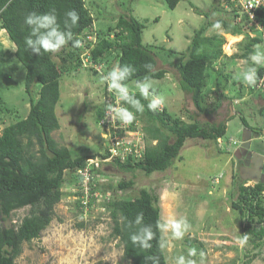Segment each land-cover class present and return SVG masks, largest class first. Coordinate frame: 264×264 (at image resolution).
I'll list each match as a JSON object with an SVG mask.
<instances>
[{
    "label": "rangeland",
    "instance_id": "374dc122",
    "mask_svg": "<svg viewBox=\"0 0 264 264\" xmlns=\"http://www.w3.org/2000/svg\"><path fill=\"white\" fill-rule=\"evenodd\" d=\"M84 2L97 30L113 28L119 15H131L144 25L143 43L156 53L157 68L170 72L151 82L156 94L164 98L163 105L172 117L187 121L191 115L200 123H218L230 118L226 123L225 136L217 140V146L211 141L188 138L179 158L163 173L147 176L140 170L121 172L112 164H103L100 170L108 175L106 184L115 186L132 178L134 181L133 188L129 190L115 192L111 189L109 203L119 198L132 200L139 189L146 188L159 195L160 223L170 217L187 220L190 227L183 239H174L170 231L160 229L161 245H164L161 248L167 264H175L179 255L187 256L190 248L197 251L193 257L197 264H201L200 253L204 254L203 264H264V242L255 248L244 230L247 225L257 226V223L241 217L231 206L236 186L242 182L238 178L241 163L234 157V151L242 142V131L246 129L239 116H243L251 128L263 130L258 135H251L250 150L264 154L261 92L251 90L250 86L237 79V74L248 61L250 53L246 54L245 46L254 28L245 24L242 35L228 33L223 27L215 29L212 26L206 31L207 36H222L225 44L221 57L207 70L205 114L194 116L192 114L196 110L190 96L182 92L177 83L175 66L184 60L183 53L194 30L204 22L202 14L207 11L211 18L232 15L226 3L223 0H180L174 9H170L165 0ZM228 36H237L239 40L226 50ZM110 37L113 38L112 34ZM15 50L6 32L0 29V133L24 119L29 111L24 91L25 70L14 57ZM252 50L254 52L255 45ZM114 60L110 57L108 66H113ZM218 69L228 76L223 93L226 97L219 105V92L215 87L217 79L213 72ZM104 85L101 74L95 75L80 67L64 73L60 79V99L55 107L59 129L51 136L58 145L71 150L74 156L103 152V129L97 123L103 108ZM127 86L131 93L139 92L135 83ZM74 175L77 178L76 172ZM75 179L69 177L62 186L63 196L54 206V217L40 237L23 242L16 264H131L123 254L120 241L112 236L109 205L106 202L91 203L90 207L82 210L75 193ZM260 180L264 181V170ZM253 184L244 182V186ZM29 209L14 211L11 222H19ZM80 224L84 226L79 227ZM245 235L247 240L241 244L240 240Z\"/></svg>",
    "mask_w": 264,
    "mask_h": 264
},
{
    "label": "trees",
    "instance_id": "16d2710c",
    "mask_svg": "<svg viewBox=\"0 0 264 264\" xmlns=\"http://www.w3.org/2000/svg\"><path fill=\"white\" fill-rule=\"evenodd\" d=\"M179 1L165 0L170 9H174ZM223 2L226 3L232 15L225 18H211L207 11L202 14L205 18L204 22L194 30L183 53L184 60L175 66L178 74L177 83L182 92L190 96L196 110L192 114L194 116L205 114L203 106L204 102L206 103L207 93L204 91L208 85L207 70L221 57L222 46L225 44L222 36H207L206 31L216 21H221L224 30L228 33L232 32L233 35H242L245 29L244 22H235L238 4L230 0H223ZM52 9H55L62 29L65 12L75 10L79 20L77 25L71 28L74 40L80 41L78 36L84 30L92 28L95 30V42H88L85 47H74L73 42L69 41L57 52L42 51L40 55L28 50L25 38L30 30L24 24L25 15L29 12L44 13ZM256 18L263 23V8L256 11ZM0 29L6 32L9 40L16 47L13 55L25 70L24 91L29 104L27 116L4 128L0 133V264H16L15 260L21 254L23 242H31L39 238L41 232L52 221L54 206L61 200L63 196L61 189L68 178L75 179V171L85 168L88 159L106 156L103 154L104 151L101 154L74 156L71 150L58 145L52 138V132L59 129L55 107L60 99L59 85L62 75L79 67L92 71L95 75L101 74L90 66H83L81 55L84 48L89 49L87 59L91 63L102 61L103 73H107L113 67L108 66L107 61L110 57L122 66L131 64L135 72L129 80L125 81L127 85L145 78L161 79L170 72L157 68L156 53L151 46L148 47L143 43L144 25L142 23L131 15H119L113 28L105 31L97 30L84 0H0ZM111 34L113 38H110ZM261 42L258 37L251 38L245 46L246 54L253 52L252 47ZM112 54L114 55L111 56ZM55 58L58 61H55ZM146 65H151V68L145 67ZM213 72L217 79L215 87L219 92V105L226 97L223 93L228 76H224L221 69ZM262 72L263 68L258 66L257 79L262 76ZM250 89L255 90L254 85ZM131 94L145 105L144 111L137 113L135 109L125 104L140 116L142 130L149 145L142 161L134 164L128 161L113 162L112 165L121 172L140 170L147 176L163 173L170 169L173 162L179 158L186 139L211 141L217 146V140L225 136L226 123L230 118L218 123H200L189 115L188 120L184 121L172 117L165 107L162 112L149 110L148 100L144 99L139 92ZM260 96L262 98L261 112L264 116V92H261ZM104 104L103 101L99 118L104 110ZM236 115H240L239 112H236ZM239 119L253 135L263 132L261 128L248 126L243 116H239ZM153 141L156 142L155 145H151ZM96 173L105 174L99 169ZM66 174H69V177H66ZM238 178L241 179L239 172ZM75 180L78 187L80 178L77 177ZM244 182L247 181L242 180L236 186L235 200L231 206L239 212L241 217L257 223V226L247 225L244 230L251 237L253 246L258 248L264 242V181L260 180L259 183L249 186H244ZM133 186L132 178L120 181L115 186H104L103 191L113 189L115 192H123ZM113 194L115 195L114 192ZM76 195L80 196L78 193ZM107 205H109L113 223L112 236L120 241L123 254L131 260V264H153L152 260L146 259L147 257H154L156 264H167L161 248V232L158 228L160 206L157 193L141 188L134 199L119 198L108 202ZM25 207H30L29 213L19 222L12 223V213ZM141 212L144 216L143 223L151 225L155 233L153 240L150 241L152 247L146 250L133 245L129 239L130 234L136 230L129 224ZM83 226V224L79 225V227Z\"/></svg>",
    "mask_w": 264,
    "mask_h": 264
},
{
    "label": "clouds",
    "instance_id": "9594fccd",
    "mask_svg": "<svg viewBox=\"0 0 264 264\" xmlns=\"http://www.w3.org/2000/svg\"><path fill=\"white\" fill-rule=\"evenodd\" d=\"M64 16V28L62 29L58 23L55 9L39 14L36 12L27 13L24 17V24L30 30L29 35L25 38L27 49H30L36 55H40L42 51L57 52L65 47L69 41L73 42L74 47H79L80 41L74 40L73 32L71 31V28L77 25L79 15L75 10H69L65 12ZM212 26L215 29H220L222 27L221 21H216ZM258 66H264V46L260 44L255 45L254 52L250 53L248 61H245V67L237 74V79L250 87L255 85ZM145 67L151 68V65H146ZM134 72L135 69L131 64L122 66L119 62H116L106 75L102 76V80L107 83L110 91L116 93L119 101L130 106L131 109H135V112L142 113L145 105L134 94L130 93L125 83ZM135 87L140 95L149 101L147 104L149 110L156 111L159 106L164 104V98L156 94L151 80L147 78L136 80ZM130 108L123 105H108V110L113 114V118L126 125L131 124L135 119V114ZM143 220L144 216L141 212L130 222L129 226L135 227L136 230L130 234L129 239L133 245L146 250L152 247L150 241L153 240L155 233L152 226L145 225ZM189 227L190 225L185 218L176 219L175 217H170L164 223L158 224V228L161 230L170 231L174 239H183ZM246 240L247 236L245 235L240 240V243L243 244ZM161 246L163 247L164 245ZM196 255V249L190 248L187 256L179 255L175 258V264H197V261L193 259ZM203 256L204 254L200 253L201 264H203ZM146 259L152 260L153 264H156L154 257H147Z\"/></svg>",
    "mask_w": 264,
    "mask_h": 264
},
{
    "label": "built area",
    "instance_id": "2783aa9c",
    "mask_svg": "<svg viewBox=\"0 0 264 264\" xmlns=\"http://www.w3.org/2000/svg\"><path fill=\"white\" fill-rule=\"evenodd\" d=\"M230 2L237 3L236 7V17L235 22H244L248 26H252L254 33L250 32L249 36L251 38L258 37L261 39L260 45L264 46V21L261 23L256 18V11L264 9V0H230ZM90 34H87V32ZM95 30H84L79 36L80 46L85 47L88 42H95ZM257 32L260 36H257ZM113 36V35H112ZM111 38V37H110ZM89 55V49L84 48L82 52L83 66H90L96 71L100 72L103 75H106V72H101L103 64L101 63H91L87 59ZM262 76L256 80L254 85L255 90L264 92V66ZM104 110L101 117L99 118L98 126L103 129L102 133L104 135V152L105 158L95 157L87 160L86 167L79 169L76 172L78 178H80L79 185L75 191L80 196H78L79 205L82 210L90 207L91 203H101L109 202V197H111L110 190L103 191V187L107 186L109 182L108 175L96 173V170L102 167L103 164H112L113 162H130L131 164L137 163L144 159L146 149L148 147V140L142 130V124L140 121V116L135 114V119L131 124H123L118 120L113 118V114L108 110V105L113 106L123 105L122 101L118 100V97L114 91L108 89L107 83L104 85L103 93ZM164 105L159 106L157 111L162 112ZM235 143V142H234ZM152 145H155L156 142H151ZM92 170H94L92 172ZM101 171V170H100ZM102 172V171H101ZM92 187H91V185Z\"/></svg>",
    "mask_w": 264,
    "mask_h": 264
},
{
    "label": "water",
    "instance_id": "95a60500",
    "mask_svg": "<svg viewBox=\"0 0 264 264\" xmlns=\"http://www.w3.org/2000/svg\"><path fill=\"white\" fill-rule=\"evenodd\" d=\"M250 137L251 131L248 129L243 130L242 142L234 151V157L242 161L239 167V177L244 181L257 184L264 170V155L250 150Z\"/></svg>",
    "mask_w": 264,
    "mask_h": 264
},
{
    "label": "bare ground",
    "instance_id": "6f19581e",
    "mask_svg": "<svg viewBox=\"0 0 264 264\" xmlns=\"http://www.w3.org/2000/svg\"><path fill=\"white\" fill-rule=\"evenodd\" d=\"M228 38H229L228 39L229 44L225 48L226 50H229L230 45L233 44L234 42H236L237 40H239V37H237V36H228Z\"/></svg>",
    "mask_w": 264,
    "mask_h": 264
},
{
    "label": "crops",
    "instance_id": "0c3cea01",
    "mask_svg": "<svg viewBox=\"0 0 264 264\" xmlns=\"http://www.w3.org/2000/svg\"><path fill=\"white\" fill-rule=\"evenodd\" d=\"M2 30V29H1ZM2 31H4V30H2ZM5 32V31H4ZM260 98H261V96H259ZM261 101H262V98H261ZM261 154H263V153H261ZM264 155V154H263Z\"/></svg>",
    "mask_w": 264,
    "mask_h": 264
},
{
    "label": "flooded vegetation",
    "instance_id": "af4514ba",
    "mask_svg": "<svg viewBox=\"0 0 264 264\" xmlns=\"http://www.w3.org/2000/svg\"><path fill=\"white\" fill-rule=\"evenodd\" d=\"M252 142V141H251ZM259 153V152H258ZM242 161L241 160H239V163H241ZM240 167V166H239Z\"/></svg>",
    "mask_w": 264,
    "mask_h": 264
}]
</instances>
